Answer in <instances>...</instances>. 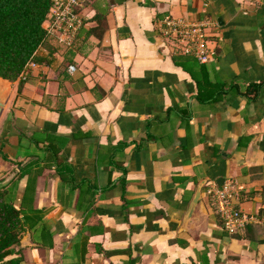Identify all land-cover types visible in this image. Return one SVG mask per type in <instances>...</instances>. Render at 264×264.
<instances>
[{"label":"crops","instance_id":"crops-1","mask_svg":"<svg viewBox=\"0 0 264 264\" xmlns=\"http://www.w3.org/2000/svg\"><path fill=\"white\" fill-rule=\"evenodd\" d=\"M80 15L69 48L47 37L50 62L8 81L0 185L21 231L2 264H264V0ZM165 15L209 20L215 55L176 52ZM226 179L248 221L234 234L207 193Z\"/></svg>","mask_w":264,"mask_h":264},{"label":"built area","instance_id":"built-area-1","mask_svg":"<svg viewBox=\"0 0 264 264\" xmlns=\"http://www.w3.org/2000/svg\"><path fill=\"white\" fill-rule=\"evenodd\" d=\"M86 1L51 0L42 23L45 35L63 48H69L82 27L80 8ZM211 25L207 19L186 21L165 15L161 18L159 31L176 52L189 54L198 62H205L215 55V47L207 32ZM67 71H73V66H67ZM207 193L211 196L215 212L227 232L234 234L245 226L247 217L241 214L232 201L237 195L234 182L226 179L220 185L207 190Z\"/></svg>","mask_w":264,"mask_h":264},{"label":"trees","instance_id":"trees-1","mask_svg":"<svg viewBox=\"0 0 264 264\" xmlns=\"http://www.w3.org/2000/svg\"><path fill=\"white\" fill-rule=\"evenodd\" d=\"M51 0H0V77L20 80L29 63L48 64L51 50H42L47 36L42 23ZM260 83L248 85L256 90ZM21 231L18 210L0 185V264Z\"/></svg>","mask_w":264,"mask_h":264},{"label":"water","instance_id":"water-1","mask_svg":"<svg viewBox=\"0 0 264 264\" xmlns=\"http://www.w3.org/2000/svg\"><path fill=\"white\" fill-rule=\"evenodd\" d=\"M8 82V80L3 79L0 77V114L2 112V109L4 107V104L7 100V96H8V90L6 88V83ZM196 202V199L193 200V203Z\"/></svg>","mask_w":264,"mask_h":264},{"label":"rangeland","instance_id":"rangeland-1","mask_svg":"<svg viewBox=\"0 0 264 264\" xmlns=\"http://www.w3.org/2000/svg\"><path fill=\"white\" fill-rule=\"evenodd\" d=\"M13 87V85L11 84V83H6V88H7V90L10 92V90H11V88ZM6 104V103H5ZM5 105H4V107H3V111L5 110Z\"/></svg>","mask_w":264,"mask_h":264}]
</instances>
